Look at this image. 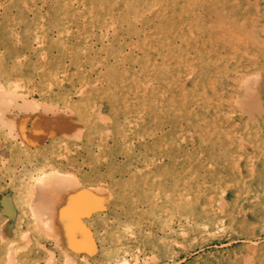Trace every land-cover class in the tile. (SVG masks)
I'll use <instances>...</instances> for the list:
<instances>
[{
    "label": "rangeland",
    "instance_id": "obj_1",
    "mask_svg": "<svg viewBox=\"0 0 264 264\" xmlns=\"http://www.w3.org/2000/svg\"><path fill=\"white\" fill-rule=\"evenodd\" d=\"M56 1L59 3L57 9L60 8L61 15L64 13L58 21L51 18ZM87 3L89 0H0V197L10 190L5 184L8 174L13 172L17 178L20 174L26 176L30 179L29 185L35 186L30 190L32 194L24 192L20 198L12 199L15 207H22L24 220L12 228L11 238L16 243L19 241L20 246L42 242L47 248L56 249V264L68 263L54 243L57 239L52 230L44 228L40 220L31 215L40 194L34 191H38L34 183L36 176L57 168L76 173L86 181V186L95 184L111 194L109 202L103 204L102 212L91 216L86 225L96 238L93 241L98 250L95 257L85 263L74 256L78 261L70 264H121L124 257L128 264H264V212L258 206H249L246 198L240 195L245 193L244 189L239 196H232L233 180L230 178L233 177L224 175L230 172L228 166L226 172L219 166L221 153L207 149L205 139H198L193 126L184 121L174 124L170 116L161 118L164 120L149 117L142 128L137 114H128L133 120L137 117L138 121L136 131L128 130L127 137L138 134L144 138L139 140L151 144L140 153L155 157L159 164L156 176L148 173L141 164L126 166L129 161L121 158L122 155L117 159H122L125 166L121 164L120 174L114 176L106 165L93 163L104 155L98 147L102 137L122 139L123 133L112 129V125L110 132L103 127L100 132L87 128L81 135L75 128L67 132L56 131L49 135L51 139L37 144L27 143L24 137H31L29 130L39 129L33 127L34 114L27 101L42 103L48 108L57 107L75 119L82 116L80 112H72L71 107L84 111L88 118L98 117L95 115L98 108L105 113L108 108H113L116 120L123 122L124 106L120 101L126 95L125 85L132 81L133 84L143 82L142 76L138 77L134 70H129L130 75L122 73L130 66L129 60L123 58L129 50L126 25L107 15H100V21L94 17L93 20L85 18L78 8H84ZM144 16L145 27L152 28L157 22L156 17L150 11ZM76 45L77 48L81 46L80 54L85 52L79 54V58L75 55ZM115 58L114 73L107 65L115 64ZM121 62L123 66L119 68ZM154 86L162 89L157 81ZM111 144L113 140L109 139ZM118 151L115 149V154ZM227 159L238 160L235 166L243 173L249 168L244 163L245 157H240L235 150ZM120 177L124 182L110 183ZM127 184L136 189L125 200L119 190ZM104 250L113 251L111 259ZM46 255L47 252L42 254L40 264H51Z\"/></svg>",
    "mask_w": 264,
    "mask_h": 264
},
{
    "label": "bare ground",
    "instance_id": "obj_2",
    "mask_svg": "<svg viewBox=\"0 0 264 264\" xmlns=\"http://www.w3.org/2000/svg\"><path fill=\"white\" fill-rule=\"evenodd\" d=\"M58 4L56 1V7L53 6L51 10L54 21H58L64 14L61 15L60 8L57 9ZM78 9L87 19L93 20L94 17L100 21V15H107L126 25L129 50L123 58L129 60L130 66L121 71L130 75L129 70H134L138 77L142 76L143 82L133 84L132 81L125 85V89L122 88L126 94L120 101L125 109L123 122L116 120L113 108H108L106 113L98 108L95 114L98 117L88 118L84 111L71 107L72 112H80L82 116L75 119L70 113L57 107L48 108L45 104L26 100L34 114L33 127L39 128L29 130L31 137H24L27 143L37 144L50 138L49 135L56 131L67 132L75 128L81 135L87 128L98 132L102 127L109 132L117 129L123 133L122 139L118 140L115 136L102 137L98 141V147L104 155L93 160V163L106 165L109 173L114 176L116 173L120 174L122 159L120 161L117 158L122 155L121 158L129 161L126 166L141 164L148 173L156 176L159 164L155 157L140 153L142 148H150L151 144L139 140L138 138H144L137 136L138 134L127 137V132L136 131L137 117L141 123L139 126L145 128L149 117L164 120L161 118L170 116L174 124L184 121L193 126L196 137L205 139L207 149L209 147L212 152L221 153L218 164L225 168V172L228 166L230 172L224 174L226 178L233 177L230 178L233 180L232 196H239L241 189H244L245 193L240 195L246 198L249 206H258L264 212V0H89L84 8L82 6ZM146 11H150L157 19L154 26L148 29L142 19ZM136 20H140L139 23ZM62 26L64 27L63 24ZM77 46L74 47L75 55L79 58L81 46ZM83 53L84 50L80 55ZM116 61L115 58V64L107 65L108 70L114 73ZM121 66L123 62L119 68ZM155 81L162 89L154 86ZM38 105L41 107H37ZM131 106L137 108L131 109ZM36 111L41 114L38 113L37 116L34 113ZM49 112L51 115H48ZM132 112L137 114L135 120L128 115ZM110 125L112 129H109ZM17 134L13 136L16 137ZM109 139L113 140L111 146ZM115 149H119L116 154ZM232 150L240 157H245L244 163L249 167L245 173L235 166L239 163L238 160L227 159ZM88 157L92 160V156ZM84 160L82 158V162ZM125 169L124 167L122 172ZM77 175L56 168L43 172L34 180L38 189L34 191L40 194L31 215L39 219L44 228L52 230L57 239L54 243L67 264L78 261L75 257L85 263L95 257L98 250H95L93 241L96 238L86 225L91 216L102 212L103 204L109 202L111 197L104 187L89 183L86 186V181ZM118 181L124 182V178L113 179L110 183L115 185ZM142 181L145 182L144 179ZM6 182L5 185L10 190L0 197V264H40L45 252L47 261L56 264L55 248H47L42 242L33 246H20L19 241L16 243L11 238L12 228L18 227L24 220L22 207H15L12 199L30 192L33 185H29L30 179L24 175L15 177L14 172L8 174ZM128 185L119 190L125 200L136 189ZM145 197L146 195L143 198ZM155 202L158 203L157 199ZM1 206L4 208L1 209ZM250 211L253 212V209L250 208ZM241 229L244 230L242 226ZM103 252L110 259L113 256V251ZM121 264H128V260L124 257Z\"/></svg>",
    "mask_w": 264,
    "mask_h": 264
}]
</instances>
